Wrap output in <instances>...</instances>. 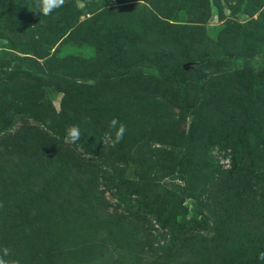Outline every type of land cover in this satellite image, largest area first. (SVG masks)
<instances>
[{"label": "trees", "instance_id": "trees-1", "mask_svg": "<svg viewBox=\"0 0 264 264\" xmlns=\"http://www.w3.org/2000/svg\"><path fill=\"white\" fill-rule=\"evenodd\" d=\"M126 1L115 0L117 5H110L104 3L106 0H64V4L49 15L40 14L45 22L54 23L53 30L61 27L63 19L70 20L73 36L81 44L89 45L88 40L96 38L101 43L123 47L124 43L129 45L126 32L133 31L125 23L131 25L129 20L133 22L138 12L127 10L123 5ZM142 1L144 5L138 15L145 37L138 38L139 43L138 39L135 40L134 45L147 47L151 44L153 33H157L163 37L159 40L166 47L169 58L167 65H159L153 72L149 71L151 67L147 65L142 67L144 62L135 65L122 51L115 63L108 61L107 54L98 55L96 63L82 54L72 56L67 75L71 76L73 82L63 78L64 65L55 66L48 52L35 51L33 54L38 67H27L26 71L20 73L8 63L0 61V82L27 76L38 81H50L61 86L63 92L57 112L49 104L34 105L45 111L40 117L33 113L36 119L32 124L23 123L27 126L22 129L20 144L13 145L17 149L12 145L1 147L5 151L4 159L0 160L4 180L6 175L12 180L17 174L22 181L18 185L10 183L13 188L10 189L11 197L4 196L5 205L0 209V244L19 247L11 240L7 241L6 235H15L18 228L10 229L18 220L29 224L35 218L38 225L32 235L40 236V239L42 235H47L52 242H58L57 239L66 242L57 244L45 256L74 257L77 260L74 264H85L80 261L79 254H84L86 250L104 257L108 264H264V260L259 259V254L264 252L262 147L255 145L251 152L260 160L247 161L240 168L233 159L231 167L224 169L207 160V157L197 155L201 152L202 140L207 139L205 146L209 150L216 133L224 134L226 141H231L230 135L234 132L232 125H229L227 130L214 131L216 133L210 137L200 135L210 117L215 124L220 118L219 115L207 113L211 111V106L197 89V84L220 80V75H231L232 71L224 72L232 68V63L213 54L198 59L190 51L176 52L177 47L188 46L189 42L205 40L206 32L201 23L205 22L206 12L210 11L211 5H207L209 0ZM186 1L200 6L198 20L195 21L199 23L193 26L199 36L176 39L177 32H171L176 28L175 24L169 19L174 20L172 16L178 14V8ZM78 2L84 6L81 8ZM211 2L219 5V0ZM2 4L8 7L11 14L12 10L27 16L38 12L36 0H0V6ZM89 8H95L96 13L80 21L82 15L89 13ZM107 17L110 18L109 22L104 25ZM138 29L139 25L136 27ZM140 58H145L143 51H140ZM38 59H43V62L39 63ZM247 74L249 80L244 86L245 96L250 92L253 104L263 107L264 99L256 96L259 102H255L252 97L254 91L259 94L264 89V82L259 80L260 72L248 70ZM83 78L93 79L94 83L80 82ZM192 83L194 85H190ZM106 87L120 89L124 95L149 91L148 95H143L148 99L156 98V105L177 107L179 111L178 119L171 122L155 119L144 127L137 124L140 144L132 142L134 135L126 127L123 139L115 147L98 146L101 147L98 159L104 169L97 170L102 172L101 184L105 187V190H100L96 177L98 165L91 163L86 168L77 148L83 144L94 150L90 142L100 138L96 132H101L100 128H104L105 124L93 122L87 111L91 108L95 114H104L110 97L105 91ZM72 94H77L79 98L70 107ZM189 112L193 120L188 134H185L181 125L185 124ZM115 113L125 115L121 109L113 115ZM239 113H245L244 107L240 108ZM123 119L118 118L121 123ZM227 121L226 118L225 123ZM136 123L138 121L133 125V130H136ZM69 125H77L80 129V139L75 145L63 139ZM90 132L96 134L90 137ZM256 138L264 146V135ZM185 141L195 156L175 157L174 150L165 148L174 146L176 149L179 143L177 147L189 151L184 146ZM229 148H233L234 156L235 147ZM169 154H174V157L170 158ZM91 165L94 175L90 174ZM128 169L132 170V176L128 175ZM176 173L183 177L182 187L174 181ZM41 176L43 181L39 183ZM106 192L113 202L105 196ZM33 194L40 199L34 200L31 197ZM186 199L193 201L191 209L185 204ZM13 207L19 210H13ZM14 214L19 217L13 218ZM45 215L52 220L49 228L42 221ZM24 226L23 223L21 227ZM20 251L21 257L14 259L19 260V264H39L37 251L29 249L26 243L20 247Z\"/></svg>", "mask_w": 264, "mask_h": 264}, {"label": "rangeland", "instance_id": "rangeland-1", "mask_svg": "<svg viewBox=\"0 0 264 264\" xmlns=\"http://www.w3.org/2000/svg\"><path fill=\"white\" fill-rule=\"evenodd\" d=\"M104 3L117 5L115 0H106ZM78 4L81 8L84 6L82 2H78ZM123 5L127 7V10L132 9L135 10L133 12L138 11L137 18L133 20V22L129 20L131 25L125 21L127 27L131 26V28H133L132 32H130V30L126 32L129 45L124 43L122 44L123 47H113L112 45L99 42L96 38L88 40L89 45L81 44L78 39H75L73 36V27L70 28L69 26V24H71L69 22L70 20L63 19L61 27L58 30H53L55 26L54 23L45 22L41 14L32 12L31 16H27L23 15V13H19V11L14 12L15 10H12L13 14H11L8 7L2 4L0 6V61L8 63L10 67L15 68V70L20 73V71H26L25 68L27 67H38L36 66V58L33 54L35 51L42 53L48 52V55L52 56L55 66L59 64L64 65L62 70L63 78L70 82H73V79L71 76L67 75L69 73L68 67L70 66L72 56L78 54L85 55L89 58V61L94 63L97 62L98 55L102 56V54H107L109 55L107 58L108 61L115 63L118 61L122 51L130 57L135 65L138 66V63L144 62L145 64H143L142 67L144 68L147 65L151 67L149 71L152 72L155 67L159 65H167L169 63V58L165 51L166 47H163L162 42L159 40V38L163 37L157 33H153L154 35L150 38L151 44L147 45V47L134 45L135 40L145 37L139 24L138 15V13L141 12L144 1L127 0ZM207 5H211V8L209 13L206 12L208 15L205 16V22L201 23L206 32L205 40L202 42H189L188 46L186 44L183 47H177L176 52L184 53L190 51L198 59H203L209 54H213V56L220 57L225 62L232 63V68L224 72L229 73L232 71L231 75L225 77L220 75V80L207 82L203 85L197 84V89L206 97L205 101L211 106V111H207V113L219 115L220 118L217 124H215L211 121L210 117L206 127L200 132V135L207 138L216 133L214 131H225L227 127L229 128V125H232L231 127L234 128V132L230 135L232 140L226 141L224 134L216 133V137L219 138H210L212 139V146H210L209 150L205 146V141H207V139L201 141V152L197 153V155L199 157H207V160L217 163V165H220L224 169L231 167V160L233 159V161L238 163L237 166L240 168L243 164H246L247 161L260 160L251 154L255 145L261 146V151L264 152L263 143L256 138L260 137L262 134L264 135V106H256L253 104V100L249 96L250 92L249 95L245 96L246 90L244 88L247 84L246 82L249 80V75L247 74L248 70L253 73L258 70V72H260L259 80L264 82V63L262 62L264 58V2L263 0H219V5H214L211 0H209V4ZM199 8L200 6H198V4L186 1L183 6L178 8V14L172 16L174 20L169 19V21L175 24L176 28H173L171 32H177L178 35L175 36L176 39L181 36L194 35L196 38L199 36V32L195 31V33L193 27L199 23L195 22L198 20L197 12ZM88 11L89 13L81 16L80 21L96 13L95 8H89ZM56 15H54V17H56ZM109 19L108 17L104 19V25L109 22ZM57 22L59 21L57 20ZM138 25L140 29L137 31L136 27ZM139 42L140 39H138L137 43ZM37 45L42 47H37ZM140 51H143L145 58H140ZM38 61L42 63L43 59H38ZM185 64H187V62ZM142 70L148 73L145 69ZM109 74L110 73H107V75ZM79 81L91 84L94 83L93 79L83 78ZM190 85H194V83ZM232 87L234 90H231ZM61 89V86L54 85L50 81H38L27 76L15 77L0 82V160L4 159L5 155V151L2 150L1 147L4 145L9 147L10 145L16 146L17 143L20 144V139H22L21 137L23 136L22 129L27 126L23 123L27 122L28 124H32L34 119H36L34 116L40 117L45 111L38 109V107L34 105L46 106V104H49L56 112L59 111L63 97ZM238 89L241 91H238ZM105 91L109 93L110 97L107 100L108 103H106L104 114H95L91 108L87 111L88 117L93 122L101 121L105 124L104 128H100L102 130L101 132H96L100 138L94 139L93 142L90 140L94 150L87 148L83 144H80L77 148L78 154L84 159L83 163L86 164V168L91 163L95 166L98 165V168H96V177L99 182L100 190H105V187L101 184L103 181L101 176L102 172L97 170L104 169V166L101 165V160L98 159V153L101 151V147L98 146L103 145L101 135L107 130L109 120L116 117L124 118L122 123L124 125L126 124L125 126L129 127V131L132 132L130 133L134 135L132 142L140 144L141 140L138 142V137L140 135H138L137 124L144 127L152 123L155 119L171 122L173 119H178L177 113L179 111L177 107L156 105V98L148 99L143 95H148L149 91H144V93L142 92L140 94L134 92L125 93V95L120 89L115 90L112 87H106ZM165 94H168V92ZM256 96H260L264 99V89L260 90L259 94H257L256 91L253 92L252 97L254 101L259 102ZM78 98L77 94H72L70 107L74 106ZM140 98H145V100H141ZM176 102L178 103L177 100ZM241 107L245 109L244 114L239 113ZM119 109L124 111V116H122L121 113H115V115H113V113ZM209 109L210 108H208V110ZM33 113H35L34 116H32ZM226 118L228 121L225 123ZM192 120V114L189 112L188 116L185 118V124L183 126L181 125L185 134H188ZM137 121L136 130H133V125H135ZM181 128H179V130H181ZM95 134L90 132L89 136L92 137ZM241 135L245 136L238 139L237 137ZM143 139L145 140V138ZM152 145L157 146L158 144ZM177 146H180V144L178 143ZM177 146L176 149L174 146H165V148L174 150V154L176 153L175 157L190 158L191 154L195 156V153L190 151L191 148H189L187 141H185L184 146L189 148V151ZM231 146L235 147L234 151L236 150L234 156L232 154L233 148H229ZM14 148L17 149V147ZM174 154H169L170 158H173ZM132 155L135 156L134 154ZM198 156L196 158H199ZM261 161H264V153L262 154ZM132 168L135 167L132 166ZM20 171L26 172V170ZM90 174H95L92 165ZM14 175V179L10 180L11 177L6 175V180H4L5 175L0 171V209L1 206L5 205L4 196L11 197L12 191H10V189L13 188H11L12 186L10 183L18 185L22 181V178L18 177L17 174ZM128 175L132 176L131 169H128ZM182 179V175L176 173L174 181L178 185H181V187L184 184V180ZM42 181L43 176L39 178L38 182L42 183ZM105 196L113 202L108 192L105 193ZM31 197H33L34 200L40 199L34 194ZM12 198L14 199V196ZM185 202L190 209L193 207V201L191 199H186ZM13 210L19 209L13 207ZM43 210H45V207ZM23 214L25 215V213ZM14 217L18 218L19 216L14 214L13 218ZM48 218H50V216L45 215L42 221L49 228L52 220ZM23 223L25 226L22 228L21 225ZM31 223L27 224V222H20V220H18V222L12 226L10 230L18 228L17 232L13 236L6 235V238H8L7 241L11 240L19 247L14 248L12 246L0 244V257H3L5 260L20 258V247L26 243L29 249L37 251L39 255V264H74L77 261L74 257L68 256L56 258L53 256L52 258L45 256L46 253L48 254L51 252V248L56 247L57 244L66 242H60L59 239H57L58 242H52V238L47 235H42L41 239L40 236L32 235L38 223L35 222V218H33ZM5 248L8 249L7 256L3 253ZM97 250L98 247L96 248V252ZM79 255L80 261L85 264H108L104 257H100L89 250Z\"/></svg>", "mask_w": 264, "mask_h": 264}, {"label": "clouds", "instance_id": "clouds-1", "mask_svg": "<svg viewBox=\"0 0 264 264\" xmlns=\"http://www.w3.org/2000/svg\"><path fill=\"white\" fill-rule=\"evenodd\" d=\"M64 4V0H36V7L38 14L49 15L55 8L60 7ZM126 132V126L121 123L118 118H112L108 122V128L101 135V140L104 146L115 147L123 139ZM80 129L77 125H69L65 129L64 140L68 144L75 145L80 139ZM5 256L8 255V249L3 250ZM259 259L264 260V252L259 254ZM0 264H19L16 260H5L0 257Z\"/></svg>", "mask_w": 264, "mask_h": 264}]
</instances>
